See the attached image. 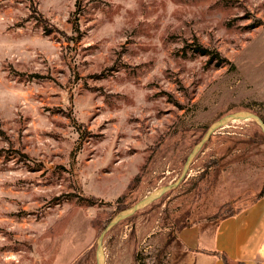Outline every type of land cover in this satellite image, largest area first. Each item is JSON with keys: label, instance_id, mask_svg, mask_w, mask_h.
<instances>
[{"label": "rangeland", "instance_id": "rangeland-1", "mask_svg": "<svg viewBox=\"0 0 264 264\" xmlns=\"http://www.w3.org/2000/svg\"><path fill=\"white\" fill-rule=\"evenodd\" d=\"M239 111L264 118V0H0V264H95L116 200L173 185ZM256 128L215 131L103 264H186L176 231L257 195L264 144L212 165Z\"/></svg>", "mask_w": 264, "mask_h": 264}, {"label": "crops", "instance_id": "crops-1", "mask_svg": "<svg viewBox=\"0 0 264 264\" xmlns=\"http://www.w3.org/2000/svg\"><path fill=\"white\" fill-rule=\"evenodd\" d=\"M176 238L186 264H224L202 250L223 253L244 264H264V197L214 226L194 224L182 228Z\"/></svg>", "mask_w": 264, "mask_h": 264}, {"label": "water", "instance_id": "water-1", "mask_svg": "<svg viewBox=\"0 0 264 264\" xmlns=\"http://www.w3.org/2000/svg\"><path fill=\"white\" fill-rule=\"evenodd\" d=\"M234 119H250L252 120L261 130V132L264 134V123L260 119V117L256 114H253L252 112L248 111H239L231 114H227L217 121L213 122L208 129L204 132L203 136L200 138V140L197 142V144L194 145V147L191 149L189 154L186 156L182 171L180 174V177L178 180L170 186H165L163 188H160L153 193H151L149 196L144 198L143 200L135 203L132 205L130 208L123 210L119 213H117L108 223L107 225L103 228L102 232L99 234L96 242V248H95V264H103L102 262V242L104 239V236L109 232L113 227H115L117 224L120 222L126 220L127 218L133 216L136 212L139 210L143 209L145 206L148 204L152 203L154 200L158 199L161 197L163 194H166L167 192L171 191L175 187L178 186V184L184 179V176L186 174V171L192 162L193 158L195 155L201 150L203 145L207 142L209 137L218 129L221 127L225 126L228 122L234 120Z\"/></svg>", "mask_w": 264, "mask_h": 264}, {"label": "trees", "instance_id": "trees-1", "mask_svg": "<svg viewBox=\"0 0 264 264\" xmlns=\"http://www.w3.org/2000/svg\"><path fill=\"white\" fill-rule=\"evenodd\" d=\"M193 49H194V51H196L197 53H199L201 55H207V56H209L210 59H213V60L214 59H219V61H222V62H225V63H229L224 58H220L218 52L210 51V50H208L206 48H203L202 46L197 45V44H196L195 48H193ZM260 118L264 122V118H262V117H260ZM213 136L214 135L212 134L207 141H209ZM228 142H231V140H229ZM263 144H264V134L261 132V130L257 126V128L254 129L253 131H251L250 133H248V134H246V135H244L242 137L233 139L232 142H231V146H228L227 148H225V151H223V152H218V153H220V155L217 156V158L215 160H213L212 165L217 168V165L218 164H227L226 160H229V159L228 158L226 159V157L233 158V157L236 156L235 154L237 152L238 153H243L244 150L250 151L253 148H257V147H259L260 145H263ZM204 145H203V147H204ZM217 169H219V168H217ZM262 197H264V179L262 181V184L260 186V189H259L257 195L255 196V198L253 200H251L249 203H246V204L238 207L237 209H235V210H233L231 212L226 213L225 215H221L222 213H219V214L216 213V214L212 215L211 217H208V219H210V221H208V222L217 224L218 222H220V221H222V220H224V219H226L228 217H231L234 214L240 212L242 209H244L245 207H247L250 204H253L254 202H256L257 200H259ZM124 199H125V197L123 196V197H120V198H118L116 200V209H115V212H117V211L121 212V211L126 210V209H128V208L131 207V206L128 207V205H126V204H123ZM131 217L127 218L126 220L130 219ZM214 221H216V222H214ZM191 225H193V224H189L188 223V224L183 225L181 228H185V227H188V226H191ZM176 233H177V231H176ZM202 251H203V253H207L209 255H213V256L219 257L224 264H244L242 262L230 260L223 253H218V252H215V251H212L211 252V251H207V250H202Z\"/></svg>", "mask_w": 264, "mask_h": 264}]
</instances>
